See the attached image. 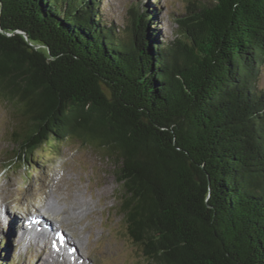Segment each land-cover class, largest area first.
<instances>
[{
  "label": "trees",
  "instance_id": "trees-1",
  "mask_svg": "<svg viewBox=\"0 0 264 264\" xmlns=\"http://www.w3.org/2000/svg\"><path fill=\"white\" fill-rule=\"evenodd\" d=\"M99 8L0 0L14 157L74 138L112 159L147 264H264V0H189L169 40L147 5Z\"/></svg>",
  "mask_w": 264,
  "mask_h": 264
},
{
  "label": "rangeland",
  "instance_id": "rangeland-1",
  "mask_svg": "<svg viewBox=\"0 0 264 264\" xmlns=\"http://www.w3.org/2000/svg\"><path fill=\"white\" fill-rule=\"evenodd\" d=\"M188 1L100 0L99 10L106 22L121 25L128 21L130 7L147 5L154 12L160 36L169 40L175 34V18L185 11ZM259 86H264V65ZM14 126L12 103L0 98V264H35L36 252L41 247L29 237L31 232L26 234L21 229L30 213L33 214L30 226H33L34 216L45 220L44 213L55 221L52 230L62 232L60 228L65 230V225L70 224L85 240L83 226L88 220L76 221L77 216L68 209L70 204L78 201L87 202L93 211L90 216L94 224L93 235L86 242L87 253L92 259L80 258L83 263L147 264L139 247L128 236L119 213L120 185L112 159L104 157L89 144L68 138L51 148L43 147L47 154L42 150L25 164L14 157L16 145L11 142ZM9 162L10 165H6ZM67 194L69 200L64 197ZM48 203L53 205L54 211L45 213ZM77 212L79 219L82 218ZM50 250L47 246L44 253H50Z\"/></svg>",
  "mask_w": 264,
  "mask_h": 264
},
{
  "label": "bare ground",
  "instance_id": "bare-ground-1",
  "mask_svg": "<svg viewBox=\"0 0 264 264\" xmlns=\"http://www.w3.org/2000/svg\"><path fill=\"white\" fill-rule=\"evenodd\" d=\"M57 195L59 194L57 193ZM64 197L67 200H69L68 194L65 195ZM68 209L72 211L71 214H73V216L74 215L77 216V218H75L76 221H82L83 218L88 220V223L85 224V226H83V229L86 231L85 240L83 239L82 236H80L76 232L74 226L70 224L68 227L67 225H65V230L63 228H60V230H63L62 232L58 230L57 231L52 230V227H55V224L53 223L55 221L47 217L46 214L44 213H42V215L45 217V220H41L40 217H36V216L33 217V220H34L33 226H30V219H31V216H33V214L30 213V216L27 218L25 222V226L23 224V228L21 227L23 232H25L26 234L27 233L29 234L31 232L29 237L31 239H34L36 246L40 245L41 247L40 250L36 252L35 258L37 260L35 264H46V263H49V264H85L83 263V260H81L82 258L92 259L91 255L87 253L86 242L90 240V238L93 235L92 232L94 229L93 228L94 224L90 221L91 219L90 216L93 211L91 210V207H88V203L85 201H78L77 203L70 204ZM49 211H54V207L53 205L48 203L44 212L46 213ZM77 211L80 212V214L82 215V218L80 217L79 219L78 215L76 214L78 213ZM42 215H39V216H42ZM16 223L17 222H15V226H14L15 228H16ZM21 229L18 230L19 235L21 234L20 233ZM29 237H26L28 243H30ZM47 246L49 247V249L51 247V250H50L51 252L50 253L48 252L45 254L44 249H46ZM83 250L84 251L86 250V252L84 253Z\"/></svg>",
  "mask_w": 264,
  "mask_h": 264
},
{
  "label": "water",
  "instance_id": "water-1",
  "mask_svg": "<svg viewBox=\"0 0 264 264\" xmlns=\"http://www.w3.org/2000/svg\"><path fill=\"white\" fill-rule=\"evenodd\" d=\"M15 32H16V33H19V34H22V35L24 36V39H25V40H28L26 34H25L23 31H21V30H16ZM7 35H10V33H7ZM32 46H33V48H38V47H39V45H32Z\"/></svg>",
  "mask_w": 264,
  "mask_h": 264
}]
</instances>
